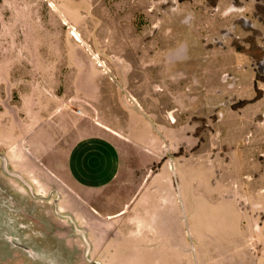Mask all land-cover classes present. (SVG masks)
Returning <instances> with one entry per match:
<instances>
[{"label":"rangeland","instance_id":"374dc122","mask_svg":"<svg viewBox=\"0 0 264 264\" xmlns=\"http://www.w3.org/2000/svg\"><path fill=\"white\" fill-rule=\"evenodd\" d=\"M130 104L165 134L166 159L231 158V172L241 168L257 189L221 194L247 220L245 245L235 237L229 251L220 225L206 222V196L193 204L186 192L194 238L182 219L165 264L264 258V0H0V218L4 205L46 217L52 192H63L48 170L58 113ZM225 120L244 131L221 134ZM237 220L226 223L231 234Z\"/></svg>","mask_w":264,"mask_h":264},{"label":"crops","instance_id":"0c3cea01","mask_svg":"<svg viewBox=\"0 0 264 264\" xmlns=\"http://www.w3.org/2000/svg\"><path fill=\"white\" fill-rule=\"evenodd\" d=\"M130 105L117 113L57 114L54 125L63 134L49 151L53 164L48 170L63 192H52L56 199L46 217L3 206L8 216L0 218V264H165L176 254L179 235L182 240V219L189 240L194 238L187 227L186 192L193 204L200 192L206 196L205 219L220 225L215 237L224 250L234 247L235 237L245 245V207L232 212L221 203V194L242 192L246 197L257 191L254 179L247 181L238 167L232 173L231 158L196 154L185 165L166 159L165 134L141 108ZM221 126V134L244 131L232 120ZM223 141L220 146L230 147ZM233 179L239 182L235 188ZM232 218L238 219L236 234L226 226ZM245 254L239 262L246 263ZM253 261L261 264L264 258Z\"/></svg>","mask_w":264,"mask_h":264},{"label":"bare ground","instance_id":"6f19581e","mask_svg":"<svg viewBox=\"0 0 264 264\" xmlns=\"http://www.w3.org/2000/svg\"><path fill=\"white\" fill-rule=\"evenodd\" d=\"M72 35L75 37V39L80 42V38L78 37L77 33L76 32H73Z\"/></svg>","mask_w":264,"mask_h":264}]
</instances>
